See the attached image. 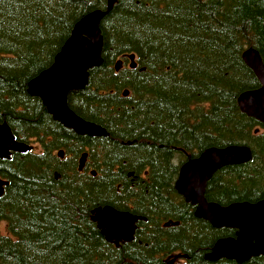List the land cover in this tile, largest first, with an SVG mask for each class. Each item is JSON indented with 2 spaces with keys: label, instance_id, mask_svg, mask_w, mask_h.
I'll return each mask as SVG.
<instances>
[{
  "label": "trees",
  "instance_id": "16d2710c",
  "mask_svg": "<svg viewBox=\"0 0 264 264\" xmlns=\"http://www.w3.org/2000/svg\"><path fill=\"white\" fill-rule=\"evenodd\" d=\"M107 4L0 0V124L37 147L0 159L8 183L0 264H170L176 256L172 264H238L204 259L236 230L196 218L175 182L205 150L245 146L250 161L217 171L204 197L222 207L264 198V125L237 105L240 94L260 87L242 54L253 49L264 64V0H116L100 24L101 66L67 97L107 136H78L52 121L27 84L52 65L74 25ZM131 54L135 69L127 67ZM118 60L124 66L116 73ZM103 206L144 219L132 242L105 241L90 219ZM169 221L178 225L163 227ZM241 264H264V256Z\"/></svg>",
  "mask_w": 264,
  "mask_h": 264
},
{
  "label": "water",
  "instance_id": "95a60500",
  "mask_svg": "<svg viewBox=\"0 0 264 264\" xmlns=\"http://www.w3.org/2000/svg\"><path fill=\"white\" fill-rule=\"evenodd\" d=\"M116 0H108L105 10L90 12L73 27L70 37L55 56L52 65L42 71L27 84V93L40 99L52 119L75 134L88 137H106V131L77 116L67 104L71 92L83 90L88 84L89 72L101 66L103 38L100 24L112 10ZM246 66L258 80V89L243 92L237 99L241 113L264 125V64L260 55L253 49L242 54ZM127 67H136L135 55L127 57ZM123 61L114 65L115 72L123 68ZM144 69H141L143 71ZM128 96V91L122 93ZM258 130H255L257 133ZM32 146L18 142L7 124H0V159H8L11 153L30 152ZM57 155L62 158L63 151ZM251 152L245 146L209 148L197 158L184 163L175 182V190L185 200L195 206V217L207 221L213 228L235 229L236 235L216 241L204 259L210 262L231 260L238 264L252 258L264 256V198L256 203H234L222 207L207 202L204 195L208 181L219 170L249 162ZM87 161L83 153L78 161L77 171L82 172ZM95 176L96 173L92 172ZM131 175V174H130ZM59 175L55 174V179ZM7 181L0 178V197ZM90 219L97 226L105 241L119 247L121 243L134 240L136 223L144 220L127 211H119L111 206L96 207L90 212ZM178 222H166L163 227L177 226ZM172 259L170 264L176 258Z\"/></svg>",
  "mask_w": 264,
  "mask_h": 264
},
{
  "label": "flooded vegetation",
  "instance_id": "af4514ba",
  "mask_svg": "<svg viewBox=\"0 0 264 264\" xmlns=\"http://www.w3.org/2000/svg\"><path fill=\"white\" fill-rule=\"evenodd\" d=\"M123 65H124V64H123ZM50 116H51V115H50ZM51 119H52V117H51ZM52 121H53V122H56V121H54L53 119H52ZM56 123H58V122H56ZM58 124H59V123H58ZM60 125H61V124H60ZM61 126H62V125H61ZM62 127L65 128L64 126H62ZM65 129H67V128H65ZM68 130H70V129H68ZM71 131H72V130H71ZM78 136H80V135H78ZM50 139L52 140V138H50ZM61 141H63V140H61ZM60 150L62 151L63 149H59V151H60ZM63 152H64V155H65V156H63L62 158H60V157L58 156V157H59V160H61V161H64V160L68 157V156L65 154V151H64V150H63ZM56 153H57V151H56ZM66 156H67V157H66ZM127 212H128V211H127ZM129 213H130V212H129ZM131 214H132V213H131ZM135 216H136V215H135ZM140 221H142V220H140ZM138 222H139V221H138ZM138 222H137V223H138ZM137 223H136V229H137ZM135 232H136V230H135ZM134 236H135V235H134ZM129 243H130V242H129ZM121 244H124V243H121Z\"/></svg>",
  "mask_w": 264,
  "mask_h": 264
},
{
  "label": "rangeland",
  "instance_id": "374dc122",
  "mask_svg": "<svg viewBox=\"0 0 264 264\" xmlns=\"http://www.w3.org/2000/svg\"><path fill=\"white\" fill-rule=\"evenodd\" d=\"M29 145H31L32 146V149L34 148V150H36L35 148H37L36 147V144H29ZM0 230H1V232H2V234H5V229H4V225L3 224H1V226H0Z\"/></svg>",
  "mask_w": 264,
  "mask_h": 264
},
{
  "label": "bare ground",
  "instance_id": "6f19581e",
  "mask_svg": "<svg viewBox=\"0 0 264 264\" xmlns=\"http://www.w3.org/2000/svg\"><path fill=\"white\" fill-rule=\"evenodd\" d=\"M135 69V68H134ZM123 93V92H122ZM63 151V150H62ZM58 152V151H57ZM65 156V155H64ZM67 157V156H66ZM78 173H80V172H78ZM5 190V189H4Z\"/></svg>",
  "mask_w": 264,
  "mask_h": 264
}]
</instances>
